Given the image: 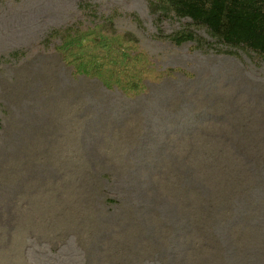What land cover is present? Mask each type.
Returning <instances> with one entry per match:
<instances>
[{
  "label": "rangeland",
  "instance_id": "374dc122",
  "mask_svg": "<svg viewBox=\"0 0 264 264\" xmlns=\"http://www.w3.org/2000/svg\"><path fill=\"white\" fill-rule=\"evenodd\" d=\"M157 2L0 0V264H264V59ZM97 26L161 79L76 75L58 49Z\"/></svg>",
  "mask_w": 264,
  "mask_h": 264
},
{
  "label": "trees",
  "instance_id": "16d2710c",
  "mask_svg": "<svg viewBox=\"0 0 264 264\" xmlns=\"http://www.w3.org/2000/svg\"><path fill=\"white\" fill-rule=\"evenodd\" d=\"M179 19L204 27L222 45L242 49L264 59V0H156ZM175 43L194 41L192 34L172 38ZM76 75L98 79L108 89L129 98L143 94L146 82L157 83L161 72L134 39L110 36L102 26L91 31L70 30L58 49Z\"/></svg>",
  "mask_w": 264,
  "mask_h": 264
},
{
  "label": "bare ground",
  "instance_id": "6f19581e",
  "mask_svg": "<svg viewBox=\"0 0 264 264\" xmlns=\"http://www.w3.org/2000/svg\"><path fill=\"white\" fill-rule=\"evenodd\" d=\"M207 67H208V66H207ZM205 68H206V67H205ZM209 68H210V67H209ZM209 68H208V69H209ZM211 69H212V68H211ZM212 70H213V69H212ZM26 71H27V70H26ZM217 71H218V70H217ZM47 72H48V71H47ZM47 72H46V73H47ZM206 72H207V71H206ZM41 73H42V72H41ZM204 73H205V72H204ZM33 75H34V74H33ZM37 75H38V74H37ZM201 76H202V75H201ZM29 77H30V76H29ZM31 78H32V76H31ZM42 78H43V77H42ZM203 78H204V77H203ZM224 79H225V78H224ZM40 80H41V79H40ZM225 80H226V79H225ZM25 81H26V80H25ZM46 81H47V80H46ZM17 82H18V81H17ZM22 82H23V81H22ZM22 82H21V83H22ZM27 82H28V81H27ZM213 82H214V81H213ZM21 83H20V84H21ZM216 83H217V82H216ZM15 84H16V83H15ZM15 84H14V85H15ZM31 84H32V82H31ZM38 84H39V82H38ZM43 84H44V83H43ZM6 86H7V85H6ZM36 86H37V85H36ZM36 86H35V87H36ZM39 86H40V85H39ZM200 86H201V85H200ZM223 86H224V85H223ZM11 87H12V86H11ZM16 87L18 88L19 85L16 86ZM16 87H14V88H16ZM20 87H21V86H20ZM30 87H31V86H30ZM42 87H43V86H42ZM53 87H54V86H53ZM58 87H59V86H58ZM23 88H24V86H23ZM44 88H45V87H44ZM46 88L48 89V87H46ZM55 88H56V87H55ZM209 88H210V87H209ZM11 89H12V88H11ZM11 89H10V90H11ZM32 89H33V88H32ZM49 89H50V88H49ZM49 89H48V90H49ZM226 89H227V88H226ZM8 90H9V89H8ZM24 90H25V89H24ZM34 90H35V88H34ZM45 90H46V89H45ZM65 90H66V89H65ZM173 90H174V89H173ZM42 91H43V90H42ZM42 91H41V89H40V92H42ZM49 91H50V90H49ZM51 91H52V90H51ZM217 91H218V90H217ZM10 92H11V91H10ZM57 92H58V91H57ZM63 92H64V91H63ZM66 92H67V91H66ZM23 93H24V92H23ZM31 93L33 94L32 91H31ZM31 93H30V94H31ZM52 93H53V92H51V94H52ZM10 94H11V93H10ZM39 94H40V93H39ZM48 94H49V93H48ZM166 94H167V93H166ZM175 94H176V93H175ZM21 95H22V94H21ZM34 95H35V94H34ZM46 95H47V94H46ZM69 95H70V94H69ZM168 95H169V94H168ZM182 95H183V94H182ZM207 95H208V94H207ZM54 96H56V95L54 94ZM79 96H80V95H79ZM174 96H175V95H174ZM191 96H192V95H191ZM217 96H218V95H217ZM21 97H22V96H21ZM24 97H25V96H24ZM24 97H23V98H24ZM36 97H37V96H36ZM63 97H64V94H63ZM77 97H78V96H77ZM160 97H162V96H160ZM170 97H171V96H170ZM176 97H177V96H176ZM209 97H210V95H209ZM215 97H216V96H215ZM215 97H214V98H215ZM34 98H35V97H34ZM38 98H39V97H38ZM38 98H37V99H38ZM41 98H42V97H41ZM56 98H57V97H56ZM174 98H175V97H174ZM184 98H185V97H184ZM230 98H232V96H231ZM59 99H60V98H59ZM100 99H101V98H100ZM168 99H169V98H168ZM170 99H171V98H170ZM178 99H179V98H178ZM185 99H186V98H185ZM185 99H183V100L185 101ZM220 99H221V98H220ZM21 100H22V98H21ZM44 100H45V99H44ZM57 100H58V99H57ZM60 100H61V99H60ZM60 100H59V101H60ZM64 100H65V99H64ZM64 100H63V101H64ZM71 100H73V99H71ZM181 100H182V98H181ZM213 100H214V99H213ZM34 101H35V100H34ZM48 101H49V100H48ZM99 101H100V100H99ZM102 101H103V100H102ZM167 101H168V100H167ZM169 101H170V100H169ZM172 101H175V100L172 99ZM176 101H177V100H176ZM176 101H175V102H176ZM44 102H45V101H44ZM60 102H61V101H60ZM161 102H162V101H161ZM187 102H188V101H187ZM201 102H202V101H201ZM13 103H14V102H13ZM13 103H12V106H13ZM34 103L36 104V102H34ZM47 103H48V102H47ZM61 103H62V102H61ZM101 103H102V102H101ZM151 103H152V102H151ZM184 103H185V102H184ZM192 103H193V102H192ZM196 103H198V102H196ZM236 103H237V102H236ZM239 103H240V102H239ZM15 104H16V103H15ZM18 104H19V103H18ZM44 104H45V103H44ZM63 104H64V103H63ZM102 104H104V103H102ZM168 104H170V103H168ZM174 104H175V103H174ZM22 105H23V104H22ZM29 105H30V103H29ZM33 105H34V104H33ZM80 105H81V104H80ZM188 105H189V104H188ZM17 106H18V105H17ZM46 106H47V105H46ZM48 106H49V105H48ZM53 106H54V104H53ZM58 106H59V105H58ZM67 106H68V105H67ZM118 106H119V105H118ZM192 106H193V105H192ZM38 107H39V106H38ZM50 107H51V106H50ZM55 107H56V106H55ZM61 107H62V106H61ZM73 107H74V106H73ZM105 107H106V106H105ZM105 107H104V109H106ZM107 107H108V106H107ZM116 107H117V106H116ZM159 107H160V106H159ZM181 107H182V106H181ZM201 107H203V106H201ZM226 107H227V106H226ZM47 108H48V107H46V109H47ZM98 108H99V107H98ZM119 108H120V107H119ZM119 108H118V109H119ZM144 108H145V107H144ZM168 108H169V107H168ZM173 108H174V107H173ZM179 108H180V107H179ZM190 108H191V107H190ZM28 109H29V108H28ZM34 109H35V108H34ZM39 109H40V108H39ZM60 109H61V108H60ZM89 109H90V108H89ZM99 109H100V108H99ZM110 109H111V107H110ZM158 109H159V108H158ZM181 109H182V108H181ZM181 109H180V110H181ZM192 109H193V108H192ZM194 109H195V108H194ZM44 110H45V109H44ZM73 110H74V109H73ZM122 110H123V109H122ZM143 110H144V109H143ZM155 110H156V109H155ZM175 110H176V109H175ZM190 110H191V109H190ZM95 111H96V110H95ZM113 111H115V110H113ZM159 111H160V109H159ZM164 111H165V110H164ZM16 112H17V111H16ZM16 112H15V113H16ZM19 112H20V111H19ZM35 112H36V111H35ZM41 112H42V111H41ZM46 112H47V111H46ZM48 112H49V111H48ZM145 112H146V111H145ZM160 112H161V111H160ZM160 112H159V113H160ZM220 112H221V110H220ZM56 113H57V112H56ZM70 113H71V112H70ZM86 113H87V112H86ZM147 113H149V112H147ZM157 113H158V112H157ZM187 113H188V112H187ZM218 113H219V112H218ZM221 113H222V112H221ZM48 114H49V113H48ZM48 114H47V115H48ZM53 114H54V113H53ZM63 114H64V113H63ZM102 114H103V113H102ZM139 114H140V113H139ZM150 114H151V113H150ZM164 114H165V112H164ZM175 114H176V113H175ZM13 115H14V114H13ZM34 115H35V114H34ZM72 115H73V114H72ZM75 115H76V114H75ZM81 115H82V114H81ZM111 115H112V114H111ZM151 115H152V114H151ZM182 115H183V114H182ZM49 116H50V115H49ZM49 116H48V117H49ZM66 116H67V115H66ZM83 116H84V115H83ZM102 116H103V115H102ZM116 116H117V115H116ZM143 116H144V115H143ZM149 116H150V115H149ZM180 116H181V115H180ZM184 116H186V115H184ZM24 117H25V116H24ZM44 117H45V116H44ZM44 117H42V118H44ZM74 117H75V116H74ZM90 117H91V116H90ZM112 117H113V116H112ZM147 117H148V115H147ZM157 117H158V116H157ZM176 117H177V116H176ZM36 118H37V117H36ZM39 118H41V117H39ZM46 118H47V117H46ZM143 118H144V117H143ZM154 118H155V117H154ZM173 118H174V117H173ZM57 119H58V118H57ZM95 119H96V118H95ZM121 119H122V118H121ZM155 119H156V118H155ZM158 119H159V118H158ZM158 119H157V120H158ZM261 119H262V118H261ZM33 120H34V119H33ZM46 120H47V119H45V121H46ZM74 120H75V119H74ZM117 120H118V119H117ZM157 120H156V121H157ZM21 121H22V120H21ZM30 121H31V120H30ZM48 121H49V120H48ZM150 121H152V120H150ZM218 121H219V120H218ZM31 122H32V121H31ZM49 122H50V121H49ZM55 122H56V121H55ZM58 122H59V121H58ZM98 122H99V121H98ZM110 122H111V121H110ZM152 122H153V121H152ZM154 122H155V121H154ZM33 123H34V122H33ZM129 123H130V122H129ZM135 123H136V122H135ZM135 123H134V124H135ZM138 123H139V122H138ZM144 123H145V122H144ZM223 123H224V122H223ZM9 124H10V123H9ZM84 124H85V123H84ZM107 124H108V123H107ZM125 124H126V123H125ZM147 124H148V122H147ZM150 124H151V123H150ZM150 124H149V126H150ZM152 124H153V123H152ZM50 125H51V124H50ZM54 125H55V124H54ZM56 125H57V124H56ZM56 125H55V126H56ZM58 125H60V123H59ZM62 125H63V124H62ZM95 125H96V124H95ZM159 125H160V124H159ZM22 126H23V125H22ZM47 126H49V125H47ZM82 126H83V125H82ZM107 126H108V125H107ZM113 126H114V125H113ZM121 126H122V125H121ZM121 126H120V127H121ZM126 126H128V125H126ZM132 126H133V125H132ZM140 126H141V125H140ZM146 126H148V125H146ZM16 127H17V126H16ZM28 127H29V125H28ZM35 127H36V126H35ZM52 127H53V126H52ZM58 127H59V126H58ZM120 127H119V129H120ZM129 127H130V126H129ZM189 127H190V126H189ZM50 128H51V127H50ZM74 128H75V127H74ZM78 128H79V127H78ZM108 128H109V127H108ZM154 128H155V127H154ZM211 128H213V127H211ZM28 129H29V128H28ZM38 129H39V128H38ZM75 129H76V128H75ZM82 129H83V128H82ZM91 129H92V128H91ZM96 129H97V128H96ZM100 129H101V128H100ZM112 129H113V128H112ZM131 129H132V128H131ZM137 129H138L137 127H136V129H135V127H134V130H135V131H136ZM152 129H153V128H152ZM7 130H8V129H7ZM64 130H65V128H64ZM87 130H88V128H87ZM105 130H106V129H105ZM138 130H139V129H138ZM138 130H137V131H138ZM146 130H147V129H146ZM47 131H48V130H47ZM52 131H53V130H52ZM54 131H55V130H54ZM58 131H59V130H58ZM69 131H70V130H69ZM109 131H110V130H109ZM112 131H113V130H112ZM120 131H121V130H120ZM127 131H128V130H127ZM10 132H12V131H9V133H10ZM37 132H38V131H37ZM39 132H40V131H39ZM48 132H49V131H48ZM62 132H63V131H62ZM70 132H71V131H70ZM104 132H105V131H104ZM129 132H130V131H129ZM129 132H127V133H129ZM22 133H23V132H22ZM54 133H55V132H54ZM82 133H83V132H82ZM89 133H90V132H89ZM106 133H107V132H106ZM136 133H137V132H136ZM152 133H153V132H152ZM156 133H157V132H156ZM171 133H172V132H171ZM185 133H186V131H185ZM115 134H116V133H115ZM141 134H142V133H141ZM145 134H146V133H145ZM179 134H180V133H179ZM187 134H188V133H187ZM189 134H190V133H189ZM56 135H57V134H56ZM83 135H84V134H83ZM93 135H94V133H93ZM125 135L127 136V134H125ZM153 135H154V134H153ZM183 135H184V134H183ZM61 136H62V135H61ZM71 136H72V134H71ZM84 136H86V135H84ZM94 136H95V135H94ZM143 136H144V135H143ZM23 137H24V136H23ZM47 137H48V136H47ZM53 137H54V136H53ZM90 137H91V136H90ZM117 137H118V136H117ZM130 137H131V136H130ZM130 137H129V139H130ZM132 137H133V136H132ZM134 137H135V136H134ZM145 137H146V136H145ZM178 137H179V136H178ZM193 137H194V136H193ZM36 138H37V137H36ZM75 138H76V137H75ZM140 138H142V137H140ZM148 138H150V137H148ZM154 138H156V137H154ZM170 138H171V137H170ZM194 138H195V137H194ZM4 139H5V138H4ZM22 139H23V138H22ZM49 139H51V137H50ZM63 139H64V138H63ZM89 139H90V138H89ZM92 139H94V138H92ZM111 139H112V138H111ZM127 139H128V137H127ZM136 139H137V138H136ZM138 139H139V138H138ZM138 139H137V140H138ZM143 139H144V138H143ZM160 139H162V138H160ZM168 139H169V138H168ZM179 139H180V138H179ZM189 139H190V138H189ZM6 140H7V139H6ZM19 140H20V139H19ZM95 140H96V139H95ZM123 140H125V139H123ZM131 140H132V139H131ZM134 140H135V139H134ZM163 140H164V139H163ZM20 141H22V140H20ZM57 141H58V139H57ZM74 141H76V140H74ZM85 141H86V140H85ZM110 141H111V140H110ZM145 141H146V140H145ZM148 141H149V140H148ZM155 141H156V140H155ZM157 141H159V139H158ZM61 142H62V141H61ZM102 142H103V141H102ZM124 142H125V141H124ZM136 142H137V141H136ZM174 142H175V141H174ZM179 142H180V141H179ZM5 143H6V142H5ZM26 143H27V142H26ZM34 143H35V142H34ZM91 143H92V142H91ZM94 143H95V142H94ZM129 143H130V142H129ZM140 143H141V142H140ZM154 143H155V142H154ZM190 143H191V142H190ZM52 144H53V143H52ZM86 144H87V143H86ZM116 144H117V143H116ZM137 144H138V143H137ZM141 144H142V143H141ZM160 144H162V143L160 142ZM167 144H169V143H167ZM171 144H172V143H171ZM64 145H65V144H64ZM81 145H82V144H81ZM84 145H85V144H84ZM92 145H93V144H92ZM122 145H123V144H122ZM128 145H129V144H128ZM132 145H133V144H132ZM132 145H131V146H132ZM142 145H143V144H142ZM145 145H146V144H145ZM158 145H159V144H158ZM162 145H163V144H162ZM192 145H193V144H192ZM7 146H8V145H7ZM59 146H60V145H59ZM86 146H88V145H86ZM97 146H99V145H97ZM126 146H127V145H126ZM187 146H188V145H187ZM189 146H190V145H189ZM67 147H68V146H67ZM74 147H76V146H74ZM88 147H89V146H88ZM92 147H93V146H92ZM113 147H115V146H113ZM127 147H128V146H127ZM145 147H146V146H145ZM152 147L155 148V145L152 146ZM163 147H164V146H163ZM28 148H29V147H28ZM110 148H111V147H110ZM116 148L118 149V147H116ZM122 148H123V146H122ZM124 148H125V147H124ZM184 148H185V147H184ZM189 148H190V147H189ZM9 149H10V148H9ZM39 149H40V148H39ZM48 149H49V148H48ZM96 149H97V148H96ZM108 149H109V148H108ZM128 149H129V148H128ZM141 149H143V148H141ZM182 149H183V148H181V150H182ZM32 150H33V149H32ZM91 150H92V149H91ZM101 150H102V149H101ZM101 150H100V151H101ZM129 150H130V149H129ZM159 150H160V149H159ZM161 150H162V149H161ZM161 150H160V151H161ZM186 150H187V149H186ZM21 151H22V150H21ZM58 151H59V150H58ZM93 151H94V150H93ZM126 151H127V150H126ZM131 151H132V150H131ZM139 151H141V150H139ZM16 152H17V151H16ZM36 152H37V151H36ZM46 152H48V151H46ZM56 152H57V151H56ZM96 152H97V151H96ZM128 152H129V151H128ZM158 152H159V151H158ZM54 153H55V152H54ZM84 153H85V152H84ZM103 153H104V152H103ZM106 153H107V152H106ZM108 153H109V152H108ZM111 153H112V152H111ZM114 153H115V152H114ZM118 153H119V152H118ZM132 153H133V152H132ZM132 153H131V155H132ZM139 153H140V152H139ZM139 153H138V154H139ZM154 153H155V152H154ZM180 153H181V152H180ZM47 154H48V153H47ZM50 154H51V153H50ZM89 154H91V153H89ZM101 154H102V153H101ZM120 154H121V153H120ZM143 154H144V153H143ZM147 154H148V153H147ZM150 154H151V152H150ZM150 154H149V155H150ZM159 154H160V153H159ZM163 154H164V153H163ZM163 154H162V155H163ZM92 155H93V154H92ZM99 155H100V154H99ZM104 155H105V154H104ZM106 155H107V154H106ZM110 155H112V154H110ZM133 155H134V154H133ZM140 155H141V154H140ZM184 155H185V154H184ZM188 155H189V154H188ZM88 156H89V155H88ZM96 156H98V155H96ZM112 156H113V155H112ZM179 156H180V155H179ZM48 157H49V156H48ZM90 157H91V156H90ZM121 157H122V156H121ZM132 157H133V156H132ZM138 157H140V156H138ZM154 157H156V156H154ZM162 157H163V156H162ZM164 157H165V156H164ZM169 157H170V156H169ZM183 157H184V156H183ZM191 157H192V156H191ZM40 158H41V157H40ZM56 158H57V157H56ZM58 158H59V156H58ZM111 158H112V157H111ZM111 158H110V159H111ZM122 158H123V157H122ZM127 158H128V157H127ZM130 158H131V157H130ZM136 158H137V157H136ZM142 158H143V157H142ZM156 158H157V157H156ZM48 159H49V158H48ZM90 159H91V158H90ZM104 159H106V158L104 157ZM114 159H115V158H114ZM119 159H120V158H119ZM149 159H150V158H149ZM163 159H164V158H163ZM170 159H171V158H170ZM178 159H179V158H178ZM6 160H7V159H6ZM38 160H40V159H38ZM38 160H37V161H38ZM51 160H52V159H51ZM53 160H54V159H53ZM85 160H86V159H85ZM93 160H94V159H93ZM108 160H109V159H108ZM144 160H145V158H144ZM156 160H157V159H156ZM160 160H162V159H160ZM90 161H91V160H90ZM90 161H89L88 163H90ZM116 161H117V160H116ZM116 161H115V162H116ZM137 161H138V160H137ZM140 161H142V160L140 159ZM146 161H148L147 158H146ZM4 162H5V161H4ZM53 162H54V161H53ZM95 162H97V160H96ZM107 162H108V161H107ZM107 162H106V163H107ZM115 162H114V164H115ZM144 162H145V161H144ZM159 162H160V161H159ZM10 163H11V162H10ZM58 163H59V162H58ZM97 163H98V162H97ZM102 163H103V162H102ZM128 163H129V162H128ZM138 163H139V162H138ZM100 164H101V163H100ZM108 164H109V163H108ZM114 164H112V165H114ZM143 164H144V163H143ZM56 165H57V163H56ZM88 165H89V164H88ZM91 165H92V164H91ZM101 165H102V164H101ZM101 165H100V166H101ZM106 165H107V164H106ZM106 165H105V166H106ZM117 165L120 166L119 164L116 163V166H117ZM133 165H134V164H133ZM6 166H7V165H6ZM95 166H97V165H95ZM98 166H99V165H98ZM100 166H99V167H100ZM107 166H108V165H107ZM116 166H115V167H116ZM137 166H138V165H137ZM91 167H92V166H91ZM99 167H98V168H99ZM110 167H111V166H110ZM143 167H144V166H143ZM9 168H10V167H9ZM51 168H52V167H51ZM101 168H102V167H101ZM113 168H114V167H113ZM116 168H118V167H116ZM116 168H114V169H116ZM134 168L137 169V167H134ZM44 169H45V168H44ZM93 169H94V168H93ZM111 169H112V167H111ZM114 169H112V170L114 171ZM121 170H122V169H121ZM123 170H125V169H123ZM137 170H138V169H137ZM140 170H141V169H140ZM115 171H116V170H115ZM1 172H2V171H1ZM125 172H126V171H125ZM128 172H130V171H128ZM139 172H140V171H139ZM5 173H6V172H5ZM123 173H124V171H123ZM136 173H137V172H136ZM140 173H141V172H140ZM119 174H120V172H119ZM121 174H122V173H121ZM132 174H133V173H132ZM122 175H123V174H122ZM136 175H137V174H136ZM140 175H141V174H140ZM3 176H4V175H3ZM23 176H24V175H23ZM44 176H45V175H44ZM138 176H139V175H138ZM145 176H146V175H145ZM132 177H133V176H132ZM135 177H136V176H135ZM143 177H144V175H143ZM0 178H1V177H0ZM129 178H130V177H129ZM121 179H122V178H121ZM139 179H140V178H139ZM124 181H125V180H124ZM134 181H135V180H134ZM136 181H137V179H136ZM142 181H143V179H142ZM12 182H13V181H12ZM128 182H129V181H128ZM130 182H131V181H130ZM126 183H127V182H126ZM143 183H144V182H143ZM145 183H146V181H145ZM5 184H6V183H5ZM131 184H133V183H131ZM134 184H137V183H134ZM20 185H21V184H20ZM143 185H144V184H143ZM141 186H142V185H141ZM122 187H123V186H122ZM129 187H130V186H129ZM21 188H22V187H21ZM124 188H127V187H124ZM17 191H18V190H17ZM1 194H2V193H1ZM2 197H3V196H2ZM0 198H1V197H0ZM4 200H5V199H4ZM109 217H110V216H109ZM110 218H111V217H110ZM114 218H115V217H114ZM120 218H121V217H120ZM115 219H116V218H115ZM106 220H107V219H106ZM117 220H118V219H117ZM117 222H118V221H117ZM117 222H116V223H117ZM113 223H114V222H113ZM112 225H113V224H112ZM114 226H115V225H114Z\"/></svg>",
  "mask_w": 264,
  "mask_h": 264
}]
</instances>
